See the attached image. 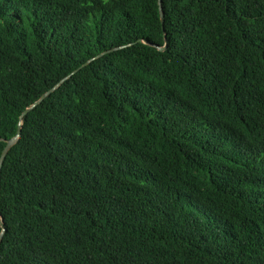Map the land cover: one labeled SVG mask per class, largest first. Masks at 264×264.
<instances>
[{"label": "trees", "instance_id": "obj_1", "mask_svg": "<svg viewBox=\"0 0 264 264\" xmlns=\"http://www.w3.org/2000/svg\"><path fill=\"white\" fill-rule=\"evenodd\" d=\"M161 6L0 0V264H264V0Z\"/></svg>", "mask_w": 264, "mask_h": 264}, {"label": "water", "instance_id": "obj_2", "mask_svg": "<svg viewBox=\"0 0 264 264\" xmlns=\"http://www.w3.org/2000/svg\"><path fill=\"white\" fill-rule=\"evenodd\" d=\"M159 7H160L161 21H162V25H163V27H164V13H163V9H162V6H161V0H159ZM166 45H167V44H166ZM166 45H165L164 47H162V48H158V49H159L160 51L164 52V51L166 50ZM152 46L157 48V46H155V45H152ZM101 56H102V55H101ZM101 56H99L98 58H100ZM90 62H92V61H90ZM90 62L86 63V64L84 65V67L87 66ZM62 83H63V82H61L58 86H56V88H54V89L48 91L46 94H44V95L41 97V99H40L38 102L34 103L30 108H28V109L23 113L22 116L27 115V113H28L31 109H33L34 107L38 106L43 100H45V99L47 98V96H49L51 93H53V92H54V91H55V90H56V89H57ZM20 133H21V128L18 130V134H17V136H16L15 138H13V139H11V140H9V141L7 142V145H6V147L4 148V150H3L2 154H1V157H0V173H1V169H2L3 163H4L5 159H6V157H7L8 153H9V151H10L11 148H12L14 145H16V143L18 142V140H19V138H20ZM2 225H3V223H2ZM2 237H3V233L0 235V241L2 240Z\"/></svg>", "mask_w": 264, "mask_h": 264}]
</instances>
